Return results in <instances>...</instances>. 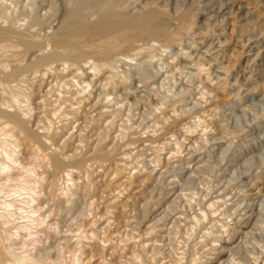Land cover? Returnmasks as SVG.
<instances>
[{"label":"rangeland","instance_id":"obj_1","mask_svg":"<svg viewBox=\"0 0 264 264\" xmlns=\"http://www.w3.org/2000/svg\"><path fill=\"white\" fill-rule=\"evenodd\" d=\"M27 1L28 0H7L13 14L24 15L20 16V19L24 20L21 21L20 24L23 22V24L26 23L29 18L27 14L31 16V11L29 7L26 6ZM119 1L120 4L125 6L128 10L138 12L146 7L143 4L149 3L151 6L155 5L154 7L165 10L169 16V23L171 22L169 31L172 32V36L174 37H171V39H168L166 42L162 41V43L169 46L166 53L160 56L158 53L154 52L156 55H159V58L163 57L161 64H152L154 66L153 70H159L158 67L160 66L159 68L164 73L160 72L159 74H162L161 76L151 75L144 83H138L137 80H135L134 84H132L134 88L130 90H135V93H138L137 95L139 97L129 98V102L133 104L129 107V111L127 105H124L126 101L124 102L120 98V105L118 104L116 106L113 101L110 105L113 108H118L123 104L124 106H122L123 109L121 112L116 116H106L103 119L96 116L97 111L89 113L90 101L96 98H94L95 94L91 95L92 97L88 95L90 90H93L91 92L95 93L98 85L102 87L104 81H99L100 78H102V72L95 76L96 80L94 77L95 85L93 83L85 95L84 93H79L80 89L74 83L67 87H61L59 85L54 86L52 92L48 94L49 97H46V102L52 105V108L59 109V106L62 108L64 105L63 108L60 109L61 112H59L64 116L61 115L57 120L56 118L52 119V130L53 132H60L62 131L60 127H63V137L60 139V144L63 146L64 142L65 156L70 157L73 153H78V156H83L85 158L82 171L79 172L75 169L72 176L73 181L67 182L66 184L65 182L57 181V187L55 186L57 194L63 189L65 191L67 190V197L70 202L73 201L74 203L53 206V209L51 208L48 211L47 208H43V210H38V213L34 212L36 213L34 214L30 212L29 207L33 205L35 208L37 202H29L30 198L28 199L25 196L23 190H21L23 192L20 191L22 197L21 194L16 195L17 197L20 195L18 198L15 195H12L13 197H7L6 200L11 199V204L13 203V208H11L14 214L13 216L16 218L12 216L15 222L9 224L7 228L8 231H6L7 226L2 229L3 238L0 240L2 241L0 246L6 241L4 243L5 247L10 246V248H17V252L20 256H25L27 254L36 255V258L40 260L39 262L44 261L42 264H46V262H48V264H90L91 260L89 261L88 259L90 250H92L94 254L92 257L94 264H158V262H151L147 257H144L140 246L141 241H144L147 237L150 236L149 238L151 240H155L158 239L159 236L164 237L165 241L163 243H158V255L170 257L171 264H178V261H182V263L180 262L179 264H191L192 261H195L194 264H200L205 258L204 251L207 249V247H204L206 244L205 237L208 235V232L212 231L210 225H206V222L205 224H185V216L193 213L192 208L189 207V203H187V201L185 202V198H182L178 203H171V199L166 201L160 198L166 193L164 188L166 181L173 178V174H178L180 182H178V185L185 189L183 192L195 194L194 197L196 196L194 198L195 201L193 200V202H190L195 209L197 207V203L195 202L198 200L205 202L206 199L208 200L209 197H214L218 192L224 189L227 195L239 193L240 196L246 195L247 198L251 197V199L259 196V199H256L255 202L260 199V201L264 202V152L261 149L264 145V0H213L216 4L215 7L220 6L222 3H225L227 6L226 12H224V14L220 13L219 15L214 13V11H216L215 7L213 10L212 7H207L210 6V4H208L209 0ZM58 3L59 1H57V4ZM27 10H29V13H27ZM43 13L44 12H41L40 14L42 15ZM250 40H256L258 44L253 43L249 45ZM202 42H205L203 43L204 45L200 44ZM143 43L144 42L140 40L134 42V45L141 46ZM210 43H212L211 46H208ZM251 46L252 48H250ZM208 47H213V49L209 51ZM187 53L192 55L189 60L186 59ZM200 53L204 55L203 58ZM175 54L176 56H174ZM2 55L5 57V53L1 52L0 61L4 58ZM4 59H6V57ZM204 68L206 69L204 72L203 70L202 72L199 70ZM131 69H133V67H131ZM196 71L200 72L198 73ZM90 74L92 75V73ZM207 76H211L210 79L212 80L208 85V90L205 91L200 81H206ZM165 77H167V80H165L166 83L168 81L167 84L162 83ZM160 78L161 80H159ZM85 81L87 82L89 80L85 78ZM206 83L208 84L209 82L206 81ZM22 85L21 87H23V90L21 87L18 89V94H23L22 99L21 95L19 96V101L22 104H26L29 98H27V91L25 92L24 89L25 84ZM55 87L58 88L56 89ZM70 87H72L74 91ZM58 89L60 91H58ZM124 89L125 88H121L117 90L118 92H115H117V94H123L127 92V90ZM201 92L205 93L202 99L200 98ZM76 94L79 96L77 98H83L81 101L82 103L77 104L78 99L75 98ZM109 97H111V99L113 98L112 95ZM56 98H59V100H57V106ZM72 99L75 100L73 101ZM111 99L105 98V96L99 98L103 106L106 102L111 101ZM135 103H137V105H135ZM33 106L32 104L29 108H33ZM48 107L51 108L50 106ZM71 107L76 109H73L74 111L71 109V111ZM112 107H110V109ZM184 107L187 108L184 109ZM173 109H175L176 113L172 112ZM9 110L12 109L10 108ZM67 115L69 117H65ZM91 116L93 119L88 118ZM182 116L191 117L192 119H190L195 122L198 120L196 116H200V123H197L198 125L200 124L198 126L199 128H196V132L193 133L191 137L177 131V128H180L179 124L182 122ZM94 120L95 122H93ZM119 123L121 126H119ZM203 129L204 132L206 131V135ZM41 130L42 129H38L37 131L41 134ZM176 132V136H179L178 140L181 142L180 145L177 146L174 144L173 138L168 140L167 145H163V141ZM202 133H204L206 137L201 139L197 144L189 143L190 139L194 138V136L195 138L199 137ZM1 136L2 135H0V138H3ZM213 137H216L215 139L218 141L213 139ZM129 138L130 140H128ZM211 140H213V142ZM19 149L21 150L19 155V161L22 163L21 165L25 168H33L37 171H41L39 162L34 158V153L27 156L24 154L22 146H20ZM223 150L226 152L225 156L221 153V151L224 152ZM106 153L107 155L104 156ZM112 153L113 156H110ZM232 154H236L237 157L234 158ZM220 156L221 159L219 161L218 157ZM33 159H35L36 162H34ZM68 159L69 158H66L65 161H68ZM156 160H158V162H156ZM178 161H182V167H185L186 170L188 169L189 171L187 170L188 172L183 174L185 170L181 171L177 169L179 165ZM125 165L127 167L125 169L126 171H117L119 167L122 168ZM26 170L27 169L24 170L25 172L23 171L24 173L21 172V174L24 175L26 173L25 175L28 179L24 177L28 180V184L34 183L31 181L33 180V176L30 178L31 172ZM116 172H120V175H117ZM126 173H129L131 177L135 176L131 178L133 183L129 185V183L125 182V184L119 188L118 182L120 183L121 180V183L126 181L125 178H122V175L127 176ZM148 173H151V176L145 180ZM159 173L162 175H159ZM190 173H192V175ZM110 181L111 185L109 184ZM107 185L109 187L108 189L106 188ZM122 187H125L123 188L124 190ZM47 190H45L46 194L49 193V189ZM115 192H117V195H115ZM120 192L121 194H119ZM118 194L119 198L114 197V195L118 197ZM204 195H207V197L202 199L201 196ZM22 198L24 199L22 200ZM110 198L115 200L113 205L110 204ZM158 199L162 201V204L164 203L162 208L168 209V217L161 221L162 224L159 222V225L155 228L147 229L146 227L147 225L149 226V224L141 223L143 221L145 222L149 216L151 217L155 201ZM120 201H122V203ZM140 205H145L147 209L149 207L148 211H146V218H141V220L137 218L139 220L136 219L138 223H132L128 228L124 227V222L127 220V218H125L127 215L126 213H129L128 215L131 216L134 215V213L137 212L135 208L138 206L141 207ZM42 206H44V204ZM110 210L112 212H117L116 210H118L120 213L113 212V216L110 214ZM258 210L259 207L257 206L255 213H257ZM263 210L264 208L262 211ZM32 211H36V208ZM262 211H260L262 218L259 219L260 221L257 220L256 217H252L249 226L240 227L244 231L250 230L254 233V235L251 234L248 239L242 241L241 246L235 254L236 257L244 259L246 262L245 264H252L254 258L262 256L261 252L264 251V211L263 214ZM227 213L228 215L229 213L231 214V210ZM174 215L181 217L176 227L170 225V220H173ZM38 216H40V218ZM111 218L114 223L112 222L109 227L110 229H102V225L99 226L103 220L107 219L111 221ZM17 225L22 227H18ZM188 227L194 228L189 229ZM146 230H150V235H148V231ZM151 230L153 232L152 234ZM8 232H10L11 235H9L10 233ZM201 232L205 233L202 235ZM145 233H147V235ZM4 235H13L14 237H12V241L10 240V242L5 239L7 236L5 237ZM131 236L133 238H131ZM100 239L105 240V242H100ZM106 241H108V243ZM119 241L121 242L120 244ZM135 242H137V244ZM130 245L132 248L129 247ZM4 246H2V248H5ZM139 256L142 259H140V261H138ZM192 257L193 259L195 257V260H193ZM47 258L48 261L45 262ZM176 259L178 261H176ZM250 260L252 261L250 262ZM39 262H28L26 264H37Z\"/></svg>","mask_w":264,"mask_h":264},{"label":"bare ground","instance_id":"obj_2","mask_svg":"<svg viewBox=\"0 0 264 264\" xmlns=\"http://www.w3.org/2000/svg\"><path fill=\"white\" fill-rule=\"evenodd\" d=\"M57 1H59L58 4H57ZM208 4H210V6H207V7H210V8L212 7V10L216 5L213 0H209ZM127 5H129V4H127ZM143 5L146 7L143 9L142 8L143 6H142L141 8L143 10L138 12V11H134V10H128L125 6H122L120 4L119 0H28L26 6L29 7V9L31 11V16H28L30 14H27V17H29V18L26 21V23L23 24L24 23L23 22L22 24H20L21 21H24V20L20 19L21 18L20 16H24V15L13 14V11L10 10V4H8L7 0H0V55H1V52H3V53H5V57H6V59H4L5 57L3 56L4 55L3 54L2 57H4V58L0 61V135H2L1 137H3V138H0V240L3 238L2 237V235H3L2 229L5 228L6 226H7L6 227V229H7L9 224H12L13 222H15L14 221L15 219L13 218L15 216H13L14 214L12 212V208H13L12 204L13 203L11 204V201H10L11 199L6 200L7 197H10L12 195L16 196L17 194H21V197H22L21 192L24 191L25 196L28 199L30 198L29 202H31V203L37 202L35 204L36 205L35 206L36 211H32L33 209H35L33 205L29 207L30 212H33V213L34 212L38 213V210H43V208H47V211H48L51 208L53 209V206H57L60 204L65 205V204H69V203L73 202V201L70 202L69 198L67 197V190L65 191L63 189L59 194L56 193V189H55V186L57 185L56 182L62 181V182H65V184H66L67 182L73 181L72 176H73V173L75 172V169H77L79 172L82 171V169L84 168V164H85V160H84L85 158L83 156H78L77 155L78 153L77 154L73 153L72 155H70V157L65 156L64 142H63V146H62V144H60V142H61L60 139L63 137V135H62L63 127H60V129H62V131H60V132H57V131L53 132V130H52V127H53L52 126V124H53L52 119L56 118V120H57V118L59 119V117L61 115H63L62 113H59V112H61L60 109H62L64 106L63 105L62 108H60V106H59V109L58 108H52V105H50L49 103L46 102V97H49L48 94L52 92L54 86L59 85L61 87H67L69 85L71 86L72 83H74L80 89L79 93L81 92V93H84V95H85V93L88 91V89L91 88V85L93 83L95 85L94 77L97 76L98 73L102 72V78H100V80H99L100 82L104 81V83H102L103 85L101 84L102 87L101 86L99 87V85H98L97 89L95 90V93L91 92L93 90H90L88 92V95L90 97H92L91 95L95 94L94 98H96V99H93L92 101H90L89 113H93V112L97 111L96 116H98L100 119H103L106 116H108V117L116 116L118 113L121 112V110L123 109L122 106H124V105H127L128 111H129V107H131L133 105L131 102H129V98L138 96L137 95L138 93H135V90L134 91L130 90V89L134 88V86H132V84H134L135 80H137L138 83H144L147 80V78L150 77L151 75H153V76L154 75L155 76H161L162 75V74H159L160 72H163L159 68L160 66L158 67L159 70L156 71V70H153L154 66L152 64H154V65L161 64V62L163 61V59H162L163 57L159 58L158 56L159 55L162 56L164 53H166V50L169 47L166 44L162 43V41L166 42L168 39H171V37L172 38L174 37V36H172V32L169 31L171 22L169 23V16L165 12V10H162L158 7H154L155 5L151 6V5H149V3H145ZM13 9H16V8H13ZM226 9H227V6L225 5V3H222L220 6L215 7L216 11H214V13L217 15H219L220 13L224 14V12H226ZM41 12H44V13L41 15L40 14ZM27 13H29V10H27ZM211 13H212V11H211ZM174 28H173V30H174ZM176 38H177V36H176ZM140 40L143 41L144 43L141 46H138L137 44H136L137 46H135L134 42H137ZM251 41L252 40L249 41L250 42L249 45H251L253 43L258 44V42L256 40L252 41V43H251ZM203 43H205V42H202L200 44H203ZM211 44L212 43H210V45L208 44V46H211ZM205 46H207V45H205ZM199 48H201V47H199ZM250 48H252V46ZM208 49H209V51H211L213 49V47H210V48L208 47ZM154 52L158 53L159 55H156V53H154ZM168 53H170V52H168ZM174 56H176V54ZM191 56L192 55L190 53H187L186 59L189 60V58H191ZM201 56L203 58L204 55L201 54ZM146 58H148V59H146ZM172 61H174V60H172ZM167 66H168V64H167ZM131 67H133V69H131ZM205 68L199 69V70L201 72L203 70V72H204V70H206ZM196 72H198V71H196ZM90 73H92V75ZM85 78L88 79L89 81L86 82ZM210 78H211V76H207V78H206V81L209 82L208 84L206 83L205 80L200 81V84L201 83L203 84V88L205 89V91L208 90V85L210 84V82L212 80ZM95 80H96V77H95ZM159 80H161V78ZM165 80H167V77H165L162 80L163 84L168 83V81L166 83ZM196 81H198V80H196ZM22 84H25L24 89H25V92L27 91V95H28L27 98H29L28 100L30 101L29 102L27 100L28 102H26L24 100L26 102V104H22L19 101V96L21 95V99H22L23 94L19 95L18 89L21 86H23ZM160 85H162V84H160ZM173 85H174V83H173ZM55 88L57 89L58 87H55ZM70 88L72 89V87H70ZM121 88H125L127 90V92H125L123 94H120V93L117 94V92H118L117 90H120ZM21 89L23 90V87H21ZM58 91H60V90L58 89ZM115 91H117V92H115ZM197 92H199V91H197ZM204 94H205L204 92L200 93L201 99L203 98ZM110 95L113 96L112 99H111V97H109ZM102 96H105V98H108V99L110 98L111 101L106 102L105 105L103 106V104L99 100V98ZM77 97H79V96H77V94H76L75 98H77ZM120 98L124 102L126 101V103L124 105L122 104L118 108H113L110 105L111 102L113 101V103H115V105L117 106L121 102V101L119 102ZM77 99H78L77 104L82 103L81 101L83 98H81V99L77 98ZM57 100H59V98H56V106H57ZM72 100L74 101L75 99H72ZM177 102H179V101H177ZM32 104L34 105L33 108H29L30 106H32ZM135 105H137V103H135ZM48 106H50L51 108H49ZM79 107H80V105H79ZM110 107H112V108L110 109ZM10 108L12 110H9ZM185 108H187V107H184V109ZM71 109L75 110L76 108L71 107L70 110ZM162 109H163V107H162ZM126 111H127V109H126ZM155 111H157V110H155ZM172 112L176 113L175 109H173ZM63 116H62V118H63ZM65 117H69V116L67 115ZM182 117H183L181 119L182 122L179 124L180 128H177V131L179 133H184L185 135H188L190 137L193 136V133L196 132L195 131L196 128L200 125V124L199 125L197 124L198 122L200 123V116H196L198 119L197 122H195L194 120L192 121L191 117H190L191 119L188 117H185V116H182ZM88 118L93 119L92 116L88 117ZM159 121H160V119H159ZM93 122H95V120ZM59 124H61V123H59ZM105 124H107V123H105ZM105 124H104V126H105ZM119 126H121V124ZM113 127H114V125H113ZM110 128H112V127H110ZM38 129H42L41 134L37 131ZM204 129H203V132H204ZM214 132H215V130H214ZM204 133H205V135L207 134L206 131ZM204 133H202L201 136L196 137V138H195V136L192 139H190V137H189V139H190L189 143L197 144L201 139L206 137V136H204ZM176 135H177V132L170 135V137L166 140L162 139V140H164L163 145H167L168 140H170L171 138H173L172 140L174 141V144H176L177 146L180 145L181 142H179V140H178L179 136L177 137ZM207 138H208V136H207ZM215 138L213 137V139H215ZM185 139H187V138H185ZM189 139H187V140H189ZM217 139H219V138H217ZM96 140H97V138H96ZM128 140H130V138ZM165 141H167V142H165ZM211 141L213 142V140H211ZM216 141H218V140H216ZM20 146H22V150H23L25 155L28 156V155L34 153V155H35L34 158L37 159L36 161L39 162V164H40L39 166L41 168V171H39V170L37 171L33 168H25L24 166L21 165L22 163L19 161V155L21 153V150L19 149ZM261 149L264 152V145L261 147ZM220 150H222V149H220ZM223 151L224 152L221 151V153L223 154V156H225L226 152H225V150H223ZM107 153L104 154V156H106ZM67 155H69V154H67ZM263 155H264V153H263ZM27 156H26V158H27ZM110 156H113V153ZM167 156H169V155H167ZM232 156L234 158L237 157L236 154H232ZM66 158H69L68 161H65ZM218 158H219L218 160L220 161L221 156ZM35 159H33L34 162H36ZM31 161H32V159H31ZM216 161H217V159H216ZM230 161H232V160H230ZM156 162H158V160H156ZM238 162H237V164H238ZM178 163H179V165L177 166L178 167L177 169H179L181 171L185 170V172L183 174H185L186 172L189 171L188 169H187L188 170L187 171L185 167H182L183 166L182 161H178ZM35 168H37V167H35ZM126 168L127 167L125 165L122 168L119 167L117 169V171H119V170H120V172L126 171L125 170ZM23 169L24 170L27 169L31 172L30 178H32V176H33V180H31V181H33L34 183L30 182L31 184H28V180H27L28 178L25 175L26 173L24 175L21 174V172L24 171ZM91 169H92V167H91ZM169 169H170V167H169ZM96 171H97V169H96ZM119 173L116 172L117 175H120ZM126 174H127V176H124L121 174L122 178H125L126 181H123V183H121L122 182V180H121V182H120L121 184L118 182L119 188L123 184H125V182L129 183V185L131 183H133L131 178L135 177V176L131 177L129 175V173H126ZM190 174L192 175V173H190ZM159 175H162V174L159 173ZM150 176H151V173H148L145 180H147L148 177H150ZM172 176H173V178L167 180L166 183L164 184V186H165L164 188H165L166 193H164L163 196L161 198L160 197L159 198L165 199L166 201L171 199L170 200L171 203H175V202L178 203V201H180L182 198L183 199L185 198V202L187 201V203H189V207H191L193 210V213L191 215L189 214L188 216H185V218H184L185 224H187V223H189V224L190 223H194V224H198V223L203 224L204 223L205 224V222H206V225H210V229L212 230V231L208 232V235L206 234L207 235L205 237L206 238V240H205L206 244L204 247H207V249L204 251L205 258L203 261H201L202 263H200V264H245L246 262L244 261V259H242L240 257H236L235 254L237 253V250L241 246L242 241L244 239H248V237L251 234L254 235V233H252L250 230L244 231L240 227L241 226L242 227L249 226V224L252 220V217H254V218L256 217L257 220H259L261 218L260 211H262V209L264 208L263 207L264 202L260 201L261 199L257 200L255 202L256 199H259L258 198L259 196H256V197L251 199V197L247 198L246 195L240 196L239 193L233 194V195H231V194L227 195L225 193V189H224L223 191L218 192V194H216L214 197H209L208 200L206 199L205 202L199 201V200L197 202H195V203H197V207L195 209V207L190 203L191 201L193 202L194 198L196 197V196L194 197L195 194L183 192V191H185V189L181 188L178 185V182H179L178 174H173ZM110 179H112V178H110ZM106 182H107V180H106ZM110 183H111V181L109 182V184ZM116 186H117V184H116ZM10 187H12V188H10ZM106 188L107 189L109 188L108 185ZM123 188H125V187H122V189ZM47 189H49V193L46 194L45 190H47ZM21 190H23V191H21ZM57 191H58V189H57ZM121 192L119 194H121ZM116 193L117 192H115V195H117ZM192 193H195V192H192ZM119 194H118V197L115 195H114V197L119 198ZM196 194H197V192H196ZM111 197H113V196H111ZM201 197L203 199V198H206L207 195H204ZM27 198H26V200H27ZM23 199L24 198H22V200ZM160 199L155 201V206L152 210L151 217L149 216V218H147V220H145V222L143 221L141 223V221H140L141 224H143V223L149 224V226L147 225V227H146L147 229L155 228L156 226L159 225V222L161 223L162 220H164L165 218L168 217V215H167L168 209L162 208L164 203L162 204V201H160ZM8 201H10V202H8ZM110 201H111L110 202L111 205H113L115 202V200H113V198L112 199L110 198ZM120 202L122 203V201H120ZM123 203H125V202H123ZM43 204H44V206H42ZM165 204H166V202H165ZM145 205H143L141 207L138 206L137 208H135L137 212H135L134 215H132V216L128 215L129 213H126L127 215L125 216V218H127V220L124 222L125 224L122 222L125 225L124 227L128 228V226H131L132 223H138L137 218H140V220H141V218H146V211H148L149 207L147 209ZM169 205H171V204H169ZM257 206L259 207V210L257 211V213H255V211L257 210ZM31 207H33V208H31ZM115 207H116V205H115ZM125 207H126V205H125ZM181 207H182V205H181ZM10 208H11V210H10ZM113 210L115 211L114 208H113ZM124 210H125V208H124ZM192 210H190V211H192ZM229 210H231V214L229 213V215H228L227 212ZM116 211L118 212V210H116ZM263 211H262V214H263ZM113 212L111 211L110 214L114 216V214H112ZM117 212H114V213H117ZM33 213H31V214H33ZM118 213H120V212H118ZM121 213H122V211H121ZM34 214H36V213H34ZM38 217L40 218V216H38ZM104 217L106 218L105 215H104ZM22 218H23V216H22ZM28 218H29V216H28ZM120 218H121V216H120ZM180 218H181L180 216L174 215L173 220H170L171 221L170 225L176 227L178 225L177 223L180 222ZM43 219H45V218H43ZM227 219H229V220H227ZM112 222H113L112 218H111V221L106 219V220H103V222L100 223L99 226L102 225V229L103 228L104 229L105 228L110 229L109 227L112 224ZM263 222H264V220H263ZM185 224H183V225H185ZM24 226H23V228H24ZM197 226H194V227H197ZM18 227H22V226H18ZM194 227H191V228H194ZM200 227H203V226H200ZM191 228H189V229H191ZM185 229H186V227H185ZM206 229H207V227H206ZM6 231H8V229ZM131 231H133V230H131ZM146 231H148V230H146ZM149 231H148V235H150ZM190 231H192V230H190ZM128 232H130V231H128ZM186 232H184V233H186ZM8 233H10V232H8ZM152 233L153 232L151 230V234ZM204 233H202V235ZM145 234L147 235V233H145ZM255 234H257V233H255ZM9 235H11V233ZM9 235L8 236L6 235L7 237L4 235L6 237L5 239L7 241H10V240L12 241V237H14V236L13 235L9 236ZM34 236H32V237H34ZM15 237H16V235H15ZM149 237H147V239H145L144 241H141V246H140L141 248L140 249H141L142 255H144V257H147L149 260H151V262H158V264H169L171 262L170 257H166V256H162V255L160 256V255H158V252H157L158 247H159L158 243H163L165 241V238L158 236V239L151 240ZM131 238H133V237L131 236ZM115 239H117V238H115ZM101 241L105 242V240L100 239V242ZM106 242L108 243V241H106ZM125 242H127V241H125ZM131 242H133V241H131ZM137 242H139V241H137ZM137 242H135V243L137 244ZM246 242H247V240H246ZM0 243H2V241H0ZM4 243L2 246H4ZM96 243H97V241H96ZM120 243L121 242L119 241V244ZM243 244H244V242H243ZM245 245H246V243H245ZM258 245H259V242H258ZM2 246H0V264H26L28 262H39L40 261L38 258H36V255L27 254L25 256H20L17 252V248H10V246L9 247L4 246L5 248H2ZM134 246H136V245H134ZM129 247H131V245ZM21 248H22V246H21ZM18 251H20V250H18ZM130 251H132V250H130ZM130 251H128V252H130ZM171 253H170V255H171ZM239 253H241V252H239ZM261 253H262V256L254 258V261L252 264H264V251H262ZM92 254H93L92 250H90L89 257H88L89 261L91 260L90 264H94V262L92 260V257L94 256V254L93 255ZM160 254H161V252H160ZM140 256L138 257L139 258L138 261H140V259H141ZM195 257H196V255H195ZM195 257H194V259L192 257V259L195 260ZM197 259H196V261H197ZM172 260H173V258H172ZM46 261H48V258H47V260H45V262ZM176 261H178V260L176 259ZM251 261L252 260H250V262ZM42 262H44V261H42ZM42 262H39L37 264H42ZM178 262L182 263V261H178ZM194 262L195 261H192L191 264H194ZM31 264H33V263H31ZM46 264H48V262H46Z\"/></svg>","mask_w":264,"mask_h":264}]
</instances>
